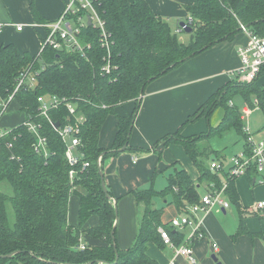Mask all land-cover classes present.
Wrapping results in <instances>:
<instances>
[{"label":"trees","instance_id":"obj_1","mask_svg":"<svg viewBox=\"0 0 264 264\" xmlns=\"http://www.w3.org/2000/svg\"><path fill=\"white\" fill-rule=\"evenodd\" d=\"M90 1L110 34L109 53L114 68L109 74L100 71L107 52L100 45V31L92 25L85 24L78 34L82 51L45 46L36 54H30L21 53L11 43H0V98H8L23 72L29 70L35 74L36 83L30 86L25 82L13 94L8 107L16 104L25 114L24 120L42 124L40 131L47 139L48 151V155L34 151L32 145L37 139L25 124L13 127L4 138L12 140L16 135L10 149L3 144L0 148V256L16 253L10 258L0 257V264H157L146 251L149 242L164 247L158 227L164 226L175 244L182 240V234L162 221L163 210L154 206V198L170 194L175 207L182 209L185 204L199 200L197 184L213 182L220 187L221 178L207 163L212 155H218L210 147V136L220 135L232 125L244 140L246 138L240 104L231 105L230 98L240 94V90H244L241 92L244 97L254 92L264 111V89L255 83L256 78L248 83L233 80V84L224 85L210 96L175 132L156 142L155 145L180 144L196 166L199 177L194 181L183 168L177 167L168 175V185L161 191L153 186L133 189L130 195L141 203L143 213L135 242L121 250L115 241V232L114 240L111 236L116 217L114 196L107 185L109 197L102 190V162L98 167V156L101 154L103 161L119 153L118 149L124 145L125 150L142 151L129 145L141 91L158 76L217 42L231 41L241 31L240 24L259 36L264 35V0H193L185 8L190 17L184 22L191 28L187 44L178 41L167 19L154 13L146 0ZM32 13L38 16L34 6ZM87 14V10L81 9L68 17L77 23L79 17ZM53 95L74 102L76 112L71 115L62 103L49 112L51 121L64 125L83 117L76 136L81 140L79 150L88 165L81 170L79 164L71 180L65 143L51 123L44 116H38L39 97ZM130 100H133V108L118 114V107ZM209 106H221L225 110L220 122L216 126L209 124L203 133L183 136L181 128L201 117ZM109 116L116 117L117 130L112 145L105 149L99 145V134ZM11 154L15 158H10ZM5 184L9 185L10 192L4 190ZM226 192L230 200L237 203L234 180L228 181ZM72 194L79 199L78 225L73 227L67 213ZM8 212L12 213V218ZM92 215L97 216L99 222L84 233L101 244L79 249L81 232L83 234L80 227ZM239 222L238 233H241L245 227L243 219Z\"/></svg>","mask_w":264,"mask_h":264},{"label":"crops","instance_id":"obj_2","mask_svg":"<svg viewBox=\"0 0 264 264\" xmlns=\"http://www.w3.org/2000/svg\"><path fill=\"white\" fill-rule=\"evenodd\" d=\"M70 1L0 0V22L5 23V26L0 30V43L4 45L11 43L21 53L27 51L30 54H36L41 51L40 45L47 34L45 24L58 19ZM146 1L154 13L160 14L167 21L176 18L180 23L190 17L185 8L193 0ZM32 6L38 12L37 17L32 13ZM18 25L22 26L20 30L17 29ZM247 40L248 35L241 30L234 35L231 41L217 42L146 85L129 135V145L139 147L142 151L124 149L115 155L105 157L101 166L104 181L114 196L113 203L118 211L115 241L121 250L130 248L135 242L143 213L141 203L135 196L130 195L133 189H147V187L153 186L155 190L161 191L168 185V175L172 174L177 167L183 168L194 181L198 180L199 172L180 144L163 145L160 143V145H155V143L165 135L175 132L186 122L189 115L197 111L210 96L218 92L224 85L233 84V80L240 81L236 72L240 65L237 50L246 44ZM261 69L255 83L264 89V71ZM242 91H238L242 97L240 112L244 105H249L251 107L249 115L258 108L264 116L258 96L254 92H249L244 97L241 94ZM229 102L233 105L232 101ZM132 108L133 102L129 101L119 107L117 113L129 112ZM213 109L214 107L209 106L201 117L185 124L181 128V134L190 137L205 132L210 124L207 117ZM224 114L225 110L222 108L221 119ZM24 118L25 114L18 109L17 105L10 104L8 111L2 116L0 124L5 128H13L22 124ZM116 130V117L109 116L100 130L99 145L109 149L115 138ZM241 138L242 142L238 146L239 151L245 149V140L242 135ZM210 147L218 154L217 156L212 155L208 159L210 170L221 178L222 183L226 180L229 181L227 178L229 165L226 168L227 164H225V167L220 171L212 169L210 165L213 160L223 163L225 154L221 148L211 144ZM134 158L136 160H133ZM252 172L254 171L252 170ZM250 173L238 175L233 179L237 203L230 200L226 187L224 193L225 198L229 201V207L214 206L207 212H199L194 216L200 221L199 230L202 237L193 236L194 226L177 229L169 224L172 218L187 213L189 211L187 208L191 204H185L182 209H178L172 203L173 196L170 194L154 198V206L163 210L162 221L170 225L173 231L179 230L182 234V240L178 244H174L179 246L186 243L192 247L196 257L194 264H216L212 258L213 254L222 264H264V208L258 212L252 211V205L255 202L264 201V184L257 183L255 173ZM201 185L203 189L199 193ZM212 185L217 187L213 182L197 184L200 197L206 194ZM69 198L68 222L73 227L78 225L79 199L74 194ZM230 206L235 207L238 222L240 218L243 219L245 231L238 233L240 222L233 232H229L225 227L222 228V225L217 221L215 214H226L231 209ZM253 217H257V220ZM98 222V217L92 215L80 227L83 234L81 232L79 245L81 243L85 246L101 244L84 233L85 230L97 225ZM212 244L218 246L217 251H213ZM79 245L78 248L81 249ZM146 255L154 259L157 264H168L174 257L171 247L164 245L159 248L153 242L148 243ZM176 264L190 263L186 258L179 256L176 257Z\"/></svg>","mask_w":264,"mask_h":264},{"label":"built area","instance_id":"obj_3","mask_svg":"<svg viewBox=\"0 0 264 264\" xmlns=\"http://www.w3.org/2000/svg\"><path fill=\"white\" fill-rule=\"evenodd\" d=\"M81 9L88 11L85 17H79L78 22L75 23L68 17L69 14H75ZM87 16L91 18V25L94 28H98L100 31L99 42L102 47L106 49V55L103 56L105 61L100 68L101 73L109 74L114 68V63L110 59L109 43L110 34L105 29V21L98 14L96 8L90 0H71L66 4L64 10L58 17V19L52 21L49 24H45L47 28V34L44 36L40 49L43 50L45 46H50L55 49L65 48H77L82 51L83 47L78 42V34L82 26L86 24ZM5 26V23L0 22V30ZM22 26L18 25L17 29L20 30ZM241 30L248 35V42L240 46L237 50L238 57L240 58V65L237 68L238 80L242 82L252 81L260 73V69L264 65V35L259 36L253 31L247 29L242 24L239 25ZM29 83L33 86L36 83L35 74L29 70L23 72L18 78V82L12 92L8 94L7 99L0 98V120L2 116L8 111V103L12 100L13 94L24 84ZM38 106V116H44L49 123H51L53 129L57 132L58 136L66 145L65 158L71 168L69 171V179L71 180L77 171V166L80 164L81 170H84L88 165V161H83L84 154L80 152L81 140L76 134L79 132V126L82 124L83 117L76 118L75 122H66L64 125L55 126V123L51 121L49 112L58 105L64 104L68 112L74 115L76 107L74 102L67 98H60L57 95L51 97L40 96ZM251 107L244 105L241 110L240 117L244 121L242 125V131L246 134L245 149L236 153V155L230 158L231 165L227 170V178L233 180L238 175H244L250 173L252 170L255 173L256 182L264 184V138L256 139L255 136L249 132L248 119ZM22 124H25L34 135L37 141L33 143V149L36 153L42 152L48 155L46 149L47 139L41 133L40 129L42 124L40 122L32 120H24ZM12 127L5 128L0 124V148L2 144L10 149L13 146V141L16 135L12 136V140H4V138L11 133ZM10 158H15V155L11 154ZM133 160H136L134 158ZM211 168L220 171L225 167L224 163H219L215 160L210 162ZM228 185V180L222 183L221 187H215L212 185L210 190L206 194L202 195L197 202L192 203L187 209L189 211L185 214H181L178 217H174L169 221V224L174 228H184L186 226H194L193 236L202 237L199 230L200 221L194 216L199 212H207L211 207L217 206L220 208L229 207V201L225 198L224 190ZM252 211L258 212L264 208V201H257L252 205ZM161 240L164 244L171 247L174 257L170 259L168 264H176V257L182 256L186 258L190 264L196 262V257L193 254L192 247L189 244L183 243L179 246L175 245L173 240L163 226L158 228ZM81 249H85L86 246L82 243L79 245ZM213 251L218 250L216 244H212Z\"/></svg>","mask_w":264,"mask_h":264},{"label":"rangeland","instance_id":"obj_4","mask_svg":"<svg viewBox=\"0 0 264 264\" xmlns=\"http://www.w3.org/2000/svg\"><path fill=\"white\" fill-rule=\"evenodd\" d=\"M175 19L173 18L171 19V21L168 20L169 25L175 32L178 41H180L183 44H187L191 38V33L189 31L180 29L179 20L178 19L175 20ZM104 55H106V53ZM130 101L133 102V100H130ZM230 101H232L233 104L235 103V105L238 106L240 103H242L241 102L242 97L240 94H235L234 97L230 98ZM140 102H139V105H140ZM221 116H222V107L219 106V107L214 108L207 117L210 122V125L216 126L220 122ZM204 125L206 128L205 123ZM263 127H264V116L260 109L258 108L254 109L249 115V129H250L249 132H251L257 140L262 139L264 138ZM209 142L211 145L221 148L222 152L225 154L223 163L224 165L227 164L226 166L227 168L228 165L229 166L231 165L230 158L236 155V153L240 152L238 149L239 148L238 146L241 144L242 138H241L240 133L237 132L234 126L231 125L230 127L227 126L226 129H224L220 135H216V134L211 135L209 138ZM101 162H102V155L100 154V156H98L96 160L98 167L101 166ZM5 186L6 188L4 190L6 192H10L11 190L9 188V185L5 184ZM202 189H203V186L201 185L199 187V193L202 192ZM230 208L231 209L226 214L224 215L215 214V216H216L217 221L222 225V228L225 227L227 231L233 232V230L237 228L239 222H238V215H237L235 207L230 206ZM8 215L10 216V218H12V213L8 212ZM253 218L257 220V217H253ZM3 264H10V263L4 262Z\"/></svg>","mask_w":264,"mask_h":264},{"label":"water","instance_id":"obj_5","mask_svg":"<svg viewBox=\"0 0 264 264\" xmlns=\"http://www.w3.org/2000/svg\"><path fill=\"white\" fill-rule=\"evenodd\" d=\"M87 17H88V19H87V24H88V25H91V18H90L89 16H87ZM179 25H180V29H185V31H189V32L191 31V28H190L189 26H186V24H185L184 21H181V22L179 23ZM142 96H143V90L141 91V93H140V95H139L138 102H140ZM54 123H55V126H56V127H58V126L60 125V123H58L57 121H55ZM125 148H126V145L120 147V148L118 149V151L121 152V151H123ZM100 175H101V182H102V183H101V185H102V190H103V192L105 193L106 197H109V194H108V192H107L106 182L104 181L103 171H102V170L100 171ZM114 212H115L116 217H115V221H114L113 226H112L113 228H112V230H111V236H112V239H113V240H114V232H115V229H116L115 226H116V223H117V220H118V211H117V208H116L115 205H114ZM114 248H115V253H116V244H114ZM15 253H16V251H14L13 253L7 254V255L0 256V257L10 258V257H12L13 254H15ZM115 257H116V261H117V259H118L117 254L115 255ZM212 258H213V260L216 262V264H222L220 261L217 260V257H216L215 254L212 255Z\"/></svg>","mask_w":264,"mask_h":264}]
</instances>
